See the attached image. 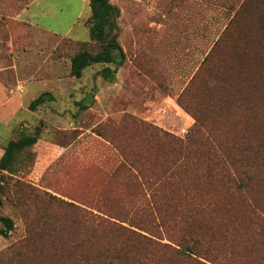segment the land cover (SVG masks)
Wrapping results in <instances>:
<instances>
[{
	"label": "rangeland",
	"instance_id": "374dc122",
	"mask_svg": "<svg viewBox=\"0 0 264 264\" xmlns=\"http://www.w3.org/2000/svg\"><path fill=\"white\" fill-rule=\"evenodd\" d=\"M92 1L42 2L36 10L38 23L51 33L31 28L28 35L11 39L9 29L26 26L0 19V153L23 135L39 130L40 138L28 168L16 176L21 184L9 180L0 189V213L15 225L8 237L0 236V264H94L102 248L113 250L120 240L133 251L130 239L100 227L97 217L179 249L177 235L195 213L184 207L174 210L173 204L158 211L156 203L164 202L157 191L166 180L163 157L157 151L160 144L142 124L185 139L198 124V112L220 116L215 97L222 90L217 86L229 88L224 82L233 71L240 79L244 76L246 61L236 54L248 45L251 18L241 14L249 7L257 8L256 13L261 9L259 0H109L120 14L98 38ZM12 41L18 52L16 70L8 67ZM106 49H120L121 60L93 63L80 78L72 75L75 55H99ZM106 68L113 72L108 78ZM90 94L94 102L83 109ZM38 100L42 102L32 109ZM246 117L233 111L221 126L217 119L223 138L236 136L237 127L249 121ZM99 127L102 137L94 132ZM111 142L127 146L125 152L134 155L124 157L128 169L112 179L121 159ZM37 194L44 198H35ZM46 194L58 202L50 205ZM248 217L234 209L202 216L213 233L200 239L209 250L201 260L264 264L258 261L264 251L255 258L249 242L258 240L262 247L264 240L255 237ZM45 219L57 225V232L47 226L46 232L41 230Z\"/></svg>",
	"mask_w": 264,
	"mask_h": 264
},
{
	"label": "trees",
	"instance_id": "16d2710c",
	"mask_svg": "<svg viewBox=\"0 0 264 264\" xmlns=\"http://www.w3.org/2000/svg\"><path fill=\"white\" fill-rule=\"evenodd\" d=\"M259 1L258 8L261 9L257 13V8L249 7L248 10L243 9L241 14L242 17L244 13H249L251 18V26L246 34L248 45L236 54L239 55L240 61H246L242 66L245 69L244 76L240 79L233 71L224 82L229 88L217 86V90H222L215 97L221 106L220 116L214 119L211 118V114L198 112V124L185 139L173 136L156 126L141 123L146 132L160 144L157 151L163 157L161 166L165 168L163 177L166 180L162 182V188L157 191L160 194H167L164 197L161 194L164 202L156 203L158 211L161 212L165 207L168 210L170 209L168 206L173 204L174 210L184 207L195 213L180 229L182 235H177L179 240L177 246L180 248L175 249L170 245L154 242L133 229L97 217L100 227L105 226L109 231L130 239L128 246H132L133 251H127V244L124 240H120L119 245L113 250L102 248V253L94 264H174V259L177 264H207L201 258L205 259V254L209 253V250L205 248L206 240L200 239L213 232L207 220L201 217L210 210L231 212L234 209L244 212L256 229L255 237L264 240V132H259L260 129H264L262 121V116L264 117V0ZM92 10V19L96 21L93 33L96 37L102 38L105 29L111 27V18H118L120 13L109 3V0H93ZM98 31L99 34L96 35ZM93 63H114L109 49L99 55H92L88 51L75 55L71 62L72 75L80 78L83 71ZM105 72L106 78L113 73L110 68H106ZM232 81H236V84L230 85ZM40 102L42 101L38 100L37 103H33L32 109H36ZM81 106L85 109L84 105ZM233 111L247 115L246 118L250 119L242 128L240 127L241 129L238 130L237 127L236 136L232 139L223 138L218 127ZM217 119H220L219 126ZM233 125L235 124L232 121ZM94 132L102 137L101 127L96 128ZM114 144L111 142L121 161L112 171L111 179L128 169L124 157L128 159L129 156L130 158L134 156L125 152L127 146ZM39 145V130H37L36 135H23L18 140L10 141L1 151V191L9 180L17 179V184H21L22 179L16 176L23 169L28 168L29 161L34 157L33 153ZM135 163L132 162L130 166L134 167ZM128 182L123 184L126 185ZM25 189V187L20 188L24 192ZM46 195L49 197L46 202L50 205L58 202L56 197ZM176 195H179L180 199ZM35 198L41 200L44 196L37 194ZM2 206L3 200L0 195V210ZM196 210L201 211L195 212ZM0 223L4 226L0 228V236L8 237L15 228L14 221L0 213ZM50 223L45 219L41 224V230L46 232L43 227L47 226L52 233L57 232V225L51 227ZM249 242L255 249L253 252L255 258L263 253L264 243H261L262 247H260L258 240ZM258 261L262 263L264 257L262 256Z\"/></svg>",
	"mask_w": 264,
	"mask_h": 264
},
{
	"label": "crops",
	"instance_id": "0c3cea01",
	"mask_svg": "<svg viewBox=\"0 0 264 264\" xmlns=\"http://www.w3.org/2000/svg\"><path fill=\"white\" fill-rule=\"evenodd\" d=\"M45 1L46 0H0V19L10 20V21L16 22L17 24L21 23L26 26V30L23 27V29L25 30L24 32L22 31L23 29L22 30L21 29H9L10 30L9 36L11 37V39L18 38L21 35L23 36L28 35V32L31 28H37L38 29L37 31L51 33L48 29H46V27L39 25L38 13H36V10L38 9V7L42 4V2H45ZM6 30L4 31L3 36L6 35L5 34ZM8 50L9 52H11V55H12V56L10 55L12 62L10 63V66L8 67L10 69L15 68L16 70L17 60L15 56L17 55L18 52L15 50V45L13 41L8 46ZM8 67L5 68V70H8L9 69ZM1 70H4V68L2 67L0 69V74L2 73ZM60 151L62 153L63 149L60 148ZM61 153L59 155H61Z\"/></svg>",
	"mask_w": 264,
	"mask_h": 264
},
{
	"label": "water",
	"instance_id": "95a60500",
	"mask_svg": "<svg viewBox=\"0 0 264 264\" xmlns=\"http://www.w3.org/2000/svg\"><path fill=\"white\" fill-rule=\"evenodd\" d=\"M111 54H112L113 59L116 62L120 61L121 58H122V51L120 49H113V50H111ZM93 102H94V96L92 94H90L88 96V98L84 101L83 105L84 106H86V105L88 106V105L92 104Z\"/></svg>",
	"mask_w": 264,
	"mask_h": 264
}]
</instances>
